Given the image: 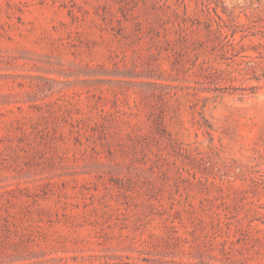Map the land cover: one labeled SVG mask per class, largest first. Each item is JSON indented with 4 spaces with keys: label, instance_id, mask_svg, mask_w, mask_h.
<instances>
[{
    "label": "rangeland",
    "instance_id": "1",
    "mask_svg": "<svg viewBox=\"0 0 264 264\" xmlns=\"http://www.w3.org/2000/svg\"><path fill=\"white\" fill-rule=\"evenodd\" d=\"M0 264H264V0H0Z\"/></svg>",
    "mask_w": 264,
    "mask_h": 264
}]
</instances>
